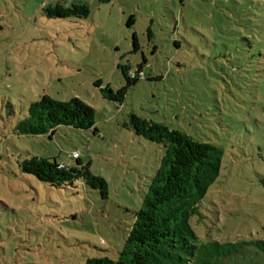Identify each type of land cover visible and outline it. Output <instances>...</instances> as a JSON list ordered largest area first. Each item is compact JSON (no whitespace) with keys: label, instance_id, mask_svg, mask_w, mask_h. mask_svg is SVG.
<instances>
[{"label":"rangeland","instance_id":"1","mask_svg":"<svg viewBox=\"0 0 264 264\" xmlns=\"http://www.w3.org/2000/svg\"><path fill=\"white\" fill-rule=\"evenodd\" d=\"M59 2L87 5L90 16L49 17L44 10ZM259 15L264 0H0V264L117 259L164 156L128 126L132 114L224 150L191 220L201 243L263 241L264 87L252 60L244 69L239 60ZM141 65L139 82L111 101L127 85L123 69ZM44 96L83 101L98 132L18 135ZM74 152L107 181L106 200L83 182L58 189L23 171L33 157L76 166ZM224 264H264V256Z\"/></svg>","mask_w":264,"mask_h":264},{"label":"trees","instance_id":"2","mask_svg":"<svg viewBox=\"0 0 264 264\" xmlns=\"http://www.w3.org/2000/svg\"><path fill=\"white\" fill-rule=\"evenodd\" d=\"M49 17L60 19L88 18L87 5L73 3L67 7L57 3L44 10ZM135 23L132 17L128 26ZM246 46L239 54L240 67L252 60L253 73L260 88L264 87V15L256 21L253 41L242 40ZM134 52L140 50L134 36ZM180 47L179 42H175ZM247 53V54H246ZM250 53V54H249ZM146 62V61H145ZM144 65L139 67L141 72ZM242 69V70H243ZM123 69L127 85L109 98L122 102L130 88L139 82L131 78ZM113 94L112 91H110ZM98 132L95 111L79 99L59 102L48 96L32 104L29 116L16 128L21 136L52 137L60 127ZM139 137L161 145L164 156L142 208L135 214L123 249L116 260L110 258L89 259L86 264H224L228 260L239 259L248 252L264 256V240L222 244L216 241L201 243L191 226L193 217L200 214L201 204L211 186L221 173L224 150L211 143H201L184 132L170 129L164 123L148 121L137 115L130 116L128 125ZM73 155V154H72ZM77 165L59 168V162L41 157H33L23 164V171L54 188L73 187L83 182L87 187L99 190L103 199L108 196V183L92 173L90 166H84L81 157L73 158Z\"/></svg>","mask_w":264,"mask_h":264},{"label":"built area","instance_id":"3","mask_svg":"<svg viewBox=\"0 0 264 264\" xmlns=\"http://www.w3.org/2000/svg\"><path fill=\"white\" fill-rule=\"evenodd\" d=\"M142 74H143V71L138 72V73H131V74H129V76L131 78H133V79L134 78H138L139 79L142 76ZM79 156H80V154L78 152H74L73 155H72L73 158H78ZM58 167L59 168H65L66 164L60 163Z\"/></svg>","mask_w":264,"mask_h":264},{"label":"water","instance_id":"4","mask_svg":"<svg viewBox=\"0 0 264 264\" xmlns=\"http://www.w3.org/2000/svg\"><path fill=\"white\" fill-rule=\"evenodd\" d=\"M108 96H109V98H112L113 94H111V93L109 92Z\"/></svg>","mask_w":264,"mask_h":264}]
</instances>
